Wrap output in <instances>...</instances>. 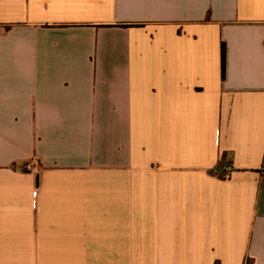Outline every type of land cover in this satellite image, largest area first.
<instances>
[{"label":"crops","instance_id":"0c3cea01","mask_svg":"<svg viewBox=\"0 0 264 264\" xmlns=\"http://www.w3.org/2000/svg\"><path fill=\"white\" fill-rule=\"evenodd\" d=\"M263 169L264 0H0V264H264Z\"/></svg>","mask_w":264,"mask_h":264},{"label":"trees","instance_id":"16d2710c","mask_svg":"<svg viewBox=\"0 0 264 264\" xmlns=\"http://www.w3.org/2000/svg\"><path fill=\"white\" fill-rule=\"evenodd\" d=\"M224 67H225V46L224 44L221 45V68H222V77L224 76ZM247 264H251L248 262Z\"/></svg>","mask_w":264,"mask_h":264},{"label":"built area","instance_id":"2783aa9c","mask_svg":"<svg viewBox=\"0 0 264 264\" xmlns=\"http://www.w3.org/2000/svg\"><path fill=\"white\" fill-rule=\"evenodd\" d=\"M262 172L264 174V169L262 170ZM215 173H216L217 176H220L222 178H227L229 176V172L226 169H224V168H222L219 171H216Z\"/></svg>","mask_w":264,"mask_h":264}]
</instances>
